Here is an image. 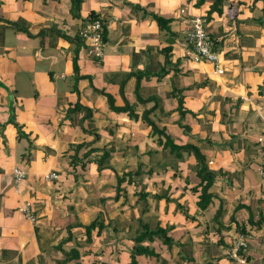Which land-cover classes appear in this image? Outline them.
<instances>
[{
	"label": "crops",
	"instance_id": "0c3cea01",
	"mask_svg": "<svg viewBox=\"0 0 264 264\" xmlns=\"http://www.w3.org/2000/svg\"><path fill=\"white\" fill-rule=\"evenodd\" d=\"M196 2L81 0L75 18L69 0H0V264H59L71 250L77 255L66 264H130L139 220L169 226L168 235L184 245L179 250L155 240L158 258L137 255L134 264H264V225L250 228L246 246L231 252L235 226L245 222L248 207L264 219V0H225L221 13L207 18L210 0ZM151 13L170 18L169 33L158 30ZM90 14L102 27L99 59L87 54L77 35ZM195 17L215 40L220 71L191 57L185 32ZM164 46H170L169 64L161 71ZM135 71L137 95L158 100L160 110L152 120L175 142L195 143L215 173L214 197L203 210L195 205L194 158L183 152L181 160L162 169L160 147L139 118L143 106L136 101L135 74L126 76L122 93L125 102L135 104L137 118L110 110L87 79L119 106L122 72ZM178 96L186 132L178 124ZM76 100L92 110L91 120L83 122L85 131L78 112L66 115ZM91 128L96 140L87 132ZM89 148L96 151L86 155ZM102 149L109 155L98 166L93 158ZM148 150L158 152L151 173L143 165L130 183L125 177L116 188V177L135 170L139 160L147 163ZM13 168L23 172L19 182ZM141 190L148 195L140 201ZM219 201L218 220L226 228L217 235L219 224L212 217ZM94 218L102 221V230L92 229L86 240L82 225ZM201 227L213 239L198 244L195 235L206 236L196 234ZM183 252H191L194 260H181Z\"/></svg>",
	"mask_w": 264,
	"mask_h": 264
},
{
	"label": "trees",
	"instance_id": "16d2710c",
	"mask_svg": "<svg viewBox=\"0 0 264 264\" xmlns=\"http://www.w3.org/2000/svg\"><path fill=\"white\" fill-rule=\"evenodd\" d=\"M70 1V14L73 17H79V6H80V2L81 0H69ZM203 1L205 0H197L196 4L200 5L203 3ZM225 0H210V3L208 5V9L206 11V15L205 17H210L211 13L215 12L217 14L221 13V8L222 5L224 4ZM89 21H91L92 19H95L96 16L94 14H90L89 15ZM151 19H153L155 21V24L157 25V28L159 31H165V32H170L169 30V26L168 23L170 21V18H165L159 14H155V13H151L150 14ZM209 40L212 43V48L214 49V44H215V40L211 37L208 36ZM170 50V46H164L162 48V51L164 52V61H163V66L161 67V71L164 70L165 66H168L169 64V60H168V56L166 55V52ZM159 67V69H160ZM72 69L73 72H77V65H76V57L72 58ZM123 74V81H121L118 84L119 87V94L122 97L123 100V104L122 105H115L113 104V97L109 94L104 92L103 90L94 88L93 85L90 83V78L87 77L88 79V83L90 84V87L96 91L97 93L103 95L106 99L108 108L114 112H124L127 111V115L131 118H137L138 115H136L133 110H134V105L135 104H128L127 102H125L124 100V96L122 93V87L125 83L126 80V76H131L133 74H135V84H134V90H135V97H136V101L138 103H140V105L143 106L139 118L141 119V121L143 122V124L145 126H147L149 128V134H151L152 136H154L155 140L154 143L156 144V146L160 147V154L162 156V169L165 166H168L171 162L170 161H174L173 163H176L178 160H181V153H186V155H191L194 158V165H193V170H194V174L195 176L199 179L198 183L196 186H198V194H197V200L195 201V205L198 209L203 210L205 209L209 203L212 201V197H214V194L210 191V187L212 185V183L214 182V178H215V173L213 171H211L208 166H207V162L205 159L204 154L201 153L199 147L192 142H186L183 144H179L177 142H175L173 136L168 133L166 131V129L164 128V126H158L150 117L151 114H153V112L155 110H160L159 106H158V100L156 98V96L151 95L148 96L146 98H140L137 93H136V89L138 87V82L140 77L137 76L136 71L135 72H122ZM83 78V75H75L74 78ZM177 112L179 114V122L178 124L181 123V119L184 115L185 109H183L182 106V98L180 96H178L177 98ZM151 101L152 104L146 108L144 107L145 103ZM78 112L80 114L79 118H78V125L81 129V131H85V129L83 128V122L84 121H90L91 120V115H92V110L89 109L86 106H83L78 100L69 103V105L66 108V115L67 116H71L73 113ZM182 129L187 130V127L185 124H180ZM88 133H92L94 140H96L98 138L97 133L95 132L94 129L91 128L90 131H87ZM85 143H78L74 146L73 148V154L69 156L70 161H72L73 159H75L76 156V152L79 148H81L82 146H84ZM76 148V149H75ZM92 151H96V149H91L89 148L88 150L85 151V154L88 155L90 152ZM158 152L153 151V150H148L147 151V163L144 164L142 163L140 160L137 162L136 165V169L133 171H126L124 173H122V176L120 177H116V188H118V185L123 182L125 180L126 177V182L130 183L131 177L132 175H137L142 171V166L145 165L146 169L145 172L146 173H151L152 169V165H153V160H154V156L157 155ZM109 155V151L102 149L101 153L98 156H95L93 159H95L96 163L98 166L101 165V162L107 158ZM87 157V156H86ZM170 159V160H169ZM172 163V164H173ZM170 164V165H172ZM192 191L196 190V187H192L191 188ZM138 199L141 200H145L146 196L148 194H146V192L138 191ZM115 196L117 197L118 194H115ZM154 199H160V195H156L154 194L152 196ZM165 200L168 201V198L165 197ZM177 207H179V204H176ZM145 209L147 208V205H144ZM144 211V210H143ZM142 211V212H143ZM222 204L219 201L218 205L214 211L213 214V220L216 221L218 225V230H217V235L220 234V231L222 229H225L226 227H224L223 225H221V223H219L218 218L220 216H222ZM256 215V214H255ZM257 218L254 217L253 213L250 211L249 207H248V216L245 220L244 223H240V224H236L235 226V231L237 233H248L250 228L256 229L258 227H260V225H264V219L260 217L259 214L256 215ZM151 221V220H150ZM146 220V221H140L139 220V230L136 231V233L134 234V236L132 237V241H133V246L129 252V262L130 264H134L135 263V257L137 255H144V256H152L154 258H158V253H156L154 251L155 248V244L152 245V243L155 242V240H159V242L163 245H165L166 247H170L172 244H175L179 250H181L182 246L184 245L181 242H178V240H173L169 235H168V231L170 230L169 226H165V227H161L158 223H154L151 224V222ZM83 230L85 232L86 235V240L88 239L89 235H90V231L94 228L97 229V233L99 230H102L103 224L102 221H99L97 218H94L92 221H90L88 224L86 225H82ZM66 238H68V236H66ZM221 237L218 236L217 240H219V243L222 244V241L220 240ZM218 243V244H219ZM238 251V250H237ZM72 255L71 256H64V258L59 262V264H66V262L68 260H71L72 258L76 257V253H74L72 250ZM239 253V255H243L242 251L237 252ZM180 259L185 261V262H189V261H193L194 258H192V254L191 252H183V256L180 255Z\"/></svg>",
	"mask_w": 264,
	"mask_h": 264
},
{
	"label": "built area",
	"instance_id": "2783aa9c",
	"mask_svg": "<svg viewBox=\"0 0 264 264\" xmlns=\"http://www.w3.org/2000/svg\"><path fill=\"white\" fill-rule=\"evenodd\" d=\"M77 35L82 40L86 52L88 55L94 58H101L103 54V37L102 27L99 19H92L86 22L84 27L78 29ZM185 40L190 47L191 57L195 60H207L213 63V67L216 71H220L219 60L216 51L212 49V43L209 40L204 28L203 20L200 17H195L190 20L188 28L185 32ZM261 156L263 158V164L261 167V174L264 175V136L260 140ZM13 178L16 182H19L23 178V172L19 168H13ZM48 177H56L54 173H49ZM25 217L30 221H33V216L27 212L26 208H22ZM250 238L248 233H237L233 241L232 254L239 247H245L247 240Z\"/></svg>",
	"mask_w": 264,
	"mask_h": 264
},
{
	"label": "rangeland",
	"instance_id": "374dc122",
	"mask_svg": "<svg viewBox=\"0 0 264 264\" xmlns=\"http://www.w3.org/2000/svg\"><path fill=\"white\" fill-rule=\"evenodd\" d=\"M201 228H202V227H201ZM200 233H201V234H206V236H204V235H200ZM196 234L200 235V237L195 235V240H194V241H196V243H198V244H199V240H202V239H209V237L213 239V235L208 234L207 230H206V232H205L204 228H202L201 231L198 232V233H196ZM257 238H258V237H257ZM193 247H194V249L197 248V246H193ZM190 248H191V245H190ZM198 248H201V247H198Z\"/></svg>",
	"mask_w": 264,
	"mask_h": 264
}]
</instances>
